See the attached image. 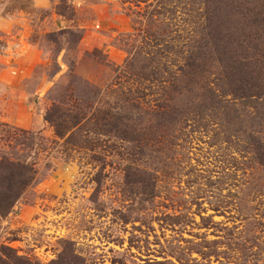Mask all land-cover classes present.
Instances as JSON below:
<instances>
[{
  "label": "rangeland",
  "instance_id": "374dc122",
  "mask_svg": "<svg viewBox=\"0 0 264 264\" xmlns=\"http://www.w3.org/2000/svg\"><path fill=\"white\" fill-rule=\"evenodd\" d=\"M203 9L0 0V162L34 171L0 216V246L40 264L62 252L68 264H264V166L249 144H264V123L239 105L227 120L199 114L206 92L180 82L166 101L176 122L162 120L141 69L148 34L185 37Z\"/></svg>",
  "mask_w": 264,
  "mask_h": 264
},
{
  "label": "trees",
  "instance_id": "16d2710c",
  "mask_svg": "<svg viewBox=\"0 0 264 264\" xmlns=\"http://www.w3.org/2000/svg\"><path fill=\"white\" fill-rule=\"evenodd\" d=\"M203 6L198 22L185 37L178 36V40L168 42L151 34L146 38L155 41V45L152 50L143 51L142 59L148 62H141V69H149V82L160 92L156 115L176 122L172 117L174 107L166 101L170 100V93L176 94L180 82L206 92L208 101L204 100L203 106L198 107L199 114L202 110H220L227 120L229 112L239 105L250 109L247 118L257 119L255 125L261 126L264 123V0H203ZM255 128L251 126L249 132H255ZM249 137L258 163L264 166V144L251 134ZM33 180L30 166L0 162L1 217L12 212ZM66 256L62 252L48 264H68L70 259ZM75 258L78 264H84L79 255ZM0 264L40 263L20 257L14 249L2 245Z\"/></svg>",
  "mask_w": 264,
  "mask_h": 264
}]
</instances>
